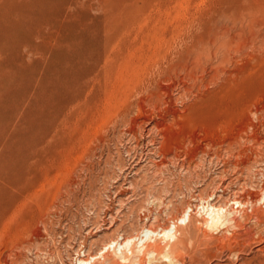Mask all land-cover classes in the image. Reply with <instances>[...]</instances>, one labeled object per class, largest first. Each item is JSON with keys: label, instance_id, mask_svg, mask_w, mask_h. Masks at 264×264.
Segmentation results:
<instances>
[{"label": "rangeland", "instance_id": "374dc122", "mask_svg": "<svg viewBox=\"0 0 264 264\" xmlns=\"http://www.w3.org/2000/svg\"><path fill=\"white\" fill-rule=\"evenodd\" d=\"M19 1L0 0V66L7 65L0 67V129L19 123L7 131L20 130L17 138L7 131L11 138L0 137V264H77L111 239L139 235L144 223L167 227L187 206L192 222L181 226L178 251L156 237L158 253L137 252L136 261L121 264H264V0H53L38 9L42 21L38 13H19ZM6 13L15 21L26 16L23 25L30 27L20 26L15 35ZM69 24L86 25V33L97 32V25L107 45L100 44L105 50L97 63L87 61L91 73L62 89L77 100L54 98V106L43 98L46 108L42 101L37 106L39 93H51L38 92L35 83L23 87L27 77L11 74L21 68L20 56L32 67L55 62L58 37L68 35ZM6 32L14 44L31 36L33 46L27 41L15 49ZM39 63L36 78L47 72ZM11 88L29 104L20 97L22 103H14ZM30 106L51 114L45 111L43 130L29 134L22 125L29 123ZM32 142L39 147H29ZM209 194L226 203L235 224H201L207 215L198 197ZM230 195L245 205L229 201ZM141 245L137 241V250Z\"/></svg>", "mask_w": 264, "mask_h": 264}, {"label": "bare ground", "instance_id": "6f19581e", "mask_svg": "<svg viewBox=\"0 0 264 264\" xmlns=\"http://www.w3.org/2000/svg\"><path fill=\"white\" fill-rule=\"evenodd\" d=\"M53 0H20L19 2H18V4H16L15 6H16V9H17V11L19 12V13H22L23 15H29V16H33V14L34 13H38V9H40V7L42 6V7H44L43 5L45 4V3H48V2H52ZM54 1H56V2H58V1H62V0H54ZM71 1H73V0H71ZM70 1V2H71ZM80 2L79 0H75V2ZM82 1V0H81ZM108 1V0H107ZM13 2V1H12ZM15 2H16V0H15ZM15 2H14V4H15ZM63 2H65V1H63ZM74 2V1H73ZM77 2V3H78ZM9 3H10V0H9ZM52 3H54V2H52ZM81 3V2H80ZM108 3V2H107ZM106 3V4H107ZM11 4V3H10ZM55 4V3H54ZM58 3H56V5H57ZM63 4V3H62ZM51 5V4H50ZM49 5V6H50ZM60 5H61V3H60ZM63 7H64V4L62 5ZM42 7H41V9H42ZM51 7V6H50ZM53 7H55V5L53 6ZM13 8V7H12ZM52 8V7H51ZM58 8V7H57ZM100 8H102V6L100 7ZM99 8V6H98V9H100ZM104 8V7H103ZM11 9V8H10ZM52 9H54V8H52ZM60 9V8H59ZM16 11L14 8L12 9V10H9V11ZM48 10V9H47ZM62 10V11H61ZM65 10V9H64ZM64 10L63 9H60L59 11H61V12H64ZM66 10H68V9H66ZM8 11V12H9ZM43 12L42 13H44V15L47 17L48 15V12H47V14H45L46 12H44V11H46V10H42ZM58 11V9H57V11L56 12H58V13H60ZM67 12L68 11H66L65 12V14L67 15V16H69L70 14L72 15V10H69V12H68V14H67ZM18 13V14H19ZM41 12L39 11V13L37 14V16H38V18H40L39 16H41V15H39ZM58 13H57V16H58ZM8 13H6V14H4L5 15V18L7 19V17H10V18H8L10 21L11 20H13L12 19V17H13V15L15 16V12L13 13V15H12V13H11V15H10V13L8 14V16L6 17V15H7ZM52 14H54V13H51V15ZM62 14V16H63V13H61ZM106 14V13H105ZM10 15V16H9ZM23 15L21 16L22 18H23ZM50 15V14H49ZM60 15V14H59ZM74 15L75 14H73L72 15V17L74 18ZM3 16V15H2ZM1 16V17H2ZM37 16H34V17H31V18H36L35 20H37L38 18H37ZM43 16V15H42ZM53 16V15H52ZM51 16V17H52ZM55 16V15H54ZM20 16H18V18H21ZM26 17V16H25ZM24 17V18H25ZM46 17H43V18H46ZM50 16H48V18H49ZM64 17H65V15H64ZM71 17V16H70ZM71 17V20H70V18L69 17H66V19H69V21H73V18ZM4 18V17H3ZM2 18V19H3ZM20 19L21 21H18L19 19H17V21H15V20H13L12 22H10V24L8 23V25H9V28L13 31V30H17V32L18 31H20L19 29H21V27L20 26H27V24H25V25H23V21L22 20H25V19ZM30 17H28V19H29ZM30 18V19H31ZM53 18V17H52ZM58 18L59 17H56V19L58 20ZM1 19V18H0ZM7 19V20H8ZM26 19H27V17H26ZM55 19V17H54V20L52 21V23L54 22V21H57ZM7 20H5L6 21V23L8 22ZM34 20V19H33ZM40 20L42 21V19L40 18ZM39 20V21H40ZM75 20V19H74ZM4 21V20H3ZM39 21H37V22H39ZM49 21V20H48ZM51 21V20H50ZM1 22H2V20H1ZM26 22H30V21H26ZM46 22H47V20H46ZM80 22L81 21H79L78 22V24H80ZM86 22V21H85ZM32 23V22H31ZM40 23V22H39ZM43 22H41V24H42ZM50 22H48L47 24H49ZM52 23H50L49 25H51V26H53L52 25ZM57 23V22H56ZM61 22H59V24H60ZM69 23V22H68ZM71 23V22H70ZM75 23V22H74ZM77 23V22H76ZM86 23H90V22H86ZM85 23V24H86ZM5 22H3V27L5 28ZM44 24V23H43ZM46 24V23H45ZM54 24V23H53ZM78 24H76V25H78ZM82 24V23H81ZM80 24V25H81ZM91 24H92V22H91ZM90 24V25H91ZM94 24H96V23H94ZM28 25H30V23L28 24ZM76 25H73V24H69L68 26H67V28L69 29L68 31H67V33H68V35L66 36V33H63V35H64V37H61V36H63V35H61L60 36V38L58 37V40H57V49H56V51L54 52L53 51V54L56 56V61L55 62H50V63H52L51 65H48V64H50V63H46L47 64V66H46V68L43 66V63L42 62H44V61H42L41 63H39L38 61H36L37 62V66H38V63L39 64H42V66L46 69V70H44L45 72H46V74H47V76H46V74H44V75H42V76H44V78H42V76H41V78L39 79L38 77L36 78L35 77V72H34V70H36L35 69V67L34 66H36V65H33V63L35 62L34 60H30V63H32V61H33V63H32V65H33V67L32 66H30V64L28 63L29 62V60H26L25 59V57H22V58H24L23 60H22V58L20 59V57H18L19 58V60L17 61V63H19V61H20V64L22 63L23 64V66H24V70L22 69V71L20 70L23 66H22V64L20 65V64H18L19 66H17V67H21V68H19V70H16L15 69V66H14V69H12L13 68V66H12V68H11V65L10 64H12L10 61H7L9 64L8 65H10L9 67L12 69V72H13V70H16V71H14L13 73H15V74H11V75H16V77H19V76H21V77H19V79H21V78H24V77H27V78H24V81H25V83H22V80H20V82L22 83V84H25L23 87H25L26 85H31L32 84V88L34 89V87H33V83H35L36 85H37V90H38V92H39V90L40 89H42V91H43V88H45L46 89V91H48V92H50L51 94H49L50 96H48V94H46L47 96H45V95H43V96H41V93H39L40 95H36L37 97L36 98H34L35 96L34 95H31L33 92H31L32 91V89H31V91H29L28 93H30L31 92V94H29V95H31L32 96V98L31 99H35V102H36V104H37V106H39L38 105V103H39V101L41 102H43L44 100H43V98L46 100V101H48V102H51L52 101V99H56V100H62V99H65V100H69L68 98H66V96L69 94H65L63 91H62V89H67V88H70L71 86L73 87V85H74V81L76 80V79H78L80 76H83L82 74L84 73L85 74V72H88V71H90V69H91V66H92V64L91 63H94L95 61H97L98 60V58H99V56H100V52H101V48H102V44H104L105 43V40L107 39L105 36V40L101 43V36H100V33L98 34L97 32H98V28L99 27H96L95 25V28H97V32L95 31V32H87L86 33V29H87V27H86V25H82L83 27H81V28H79V25H78V28L76 27ZM88 25V24H87ZM93 25V24H92ZM35 27L37 26V25H34ZM40 26V25H39ZM62 26V25H61ZM0 27H1V24H0ZM2 27V28H3ZM7 28H8V26H6ZM20 27V28H19ZM27 27H30V26H27ZM41 27V26H40ZM31 28H33V30L32 31H35L36 29L38 30V28H34V27H31ZM55 28H57V27H55ZM58 28H60L59 26H58ZM57 28V29H58ZM62 28V27H61ZM64 28V27H63ZM62 28V29H63ZM89 28H90V26H89ZM28 29H30V28H28ZM35 29V30H34ZM65 29V28H64ZM63 29V30H64ZM1 30V29H0ZM40 30V29H39ZM39 30L37 31L38 33H39ZM61 30V29H60ZM66 30V29H65ZM89 30H91V29H89ZM88 31V30H87ZM2 32H4V31H2ZM6 33H8V32H6ZM15 33V32H14ZM14 33H12V34H14ZM4 34L5 33H3V36H2V33H1V35H0V37H1V39H3L4 38ZM16 34H19V32L18 33H15V35ZM7 35H10V33H8V34H6V36ZM26 35V36H25ZM32 35V34H31ZM5 36V37H6ZM14 36V35H13ZM23 36H25V37H27L28 35L27 34H24V35H22V37L21 38H19L18 37V35H17V40H18V43L17 44H23L24 42H27V44L30 42H32V41H29L28 39L31 37V36H29V37H27V39L26 38H23ZM108 36H111V35H108ZM107 36V37H108ZM113 36V35H112ZM189 36V35H188ZM12 36L10 35V38H11ZM114 37V36H113ZM116 37V36H115ZM183 37V36H182ZM10 38H9V42H10ZM13 38V37H12ZM11 38V39H12ZM112 38V37H111ZM110 38V39H111ZM14 39L15 38H13L12 40H11V42L9 43L10 45H11V43H16V41L14 42ZM117 39V38H116ZM103 40V39H102ZM112 40V39H111ZM113 40H114V38H113ZM210 40H211V38H210ZM209 40V41H210ZM214 40V39H213ZM212 40V41H213ZM110 41V40H109ZM108 41V42H109ZM215 41H216V38H215ZM6 42V39H5V41H4V43ZM7 42H8V38H7ZM214 42V41H213ZM210 43V42H209ZM8 44V43H7ZM17 44H14V45H16L15 47V49H17V47H19V46H21L20 44H19V46L17 45ZM101 44V45H100ZM106 44V43H105ZM178 44V43H177ZM189 44V43H188ZM202 44V43H201ZM213 44V43H212ZM9 45V46H10ZM24 45H26V43L24 44ZM28 45H30V44H28ZM32 46H33V44H31ZM30 45V46H31ZM107 45V44H106ZM197 45H199V44H197ZM214 45V44H213ZM101 46V47H100ZM187 46V45H186ZM12 47V46H11ZM183 47V46H182ZM190 47V46H189ZM14 48V47H13ZM106 48V47H105ZM176 48V47H175ZM42 49H43V47H42ZM103 50H105V49H103ZM102 50V51H103ZM185 50V49H184ZM199 50V49H198ZM197 50V52L199 53L200 51H198ZM201 50V49H200ZM202 51V50H201ZM26 53L27 52H25L24 54L26 55ZM52 53V52H51ZM22 56H24V55H22ZM53 56V55H52ZM121 56V55H120ZM16 57V56H15ZM28 57V56H27ZM17 58V59H18ZM101 58V57H100ZM11 59H13V58H11ZM16 59V58H15ZM108 59V58H107ZM88 60H92V62L91 63H89V64H86V63H88L87 61ZM12 62H13V60H11ZM16 61V60H15ZM14 61V62H15ZM28 61V62H27ZM99 62V61H98ZM95 63H97V62H95ZM94 63V64H95ZM4 64H6L5 63V61H4V63H1V65H4ZM84 64V65H83ZM167 64V63H166ZM29 65V66H28ZM86 65V66H85ZM117 65V64H116ZM7 65H4V66H0V67H6ZM84 66V67H83ZM108 66V65H107ZM32 67V68H31ZM39 67H40V65H39ZM9 68V69H10ZM37 68V67H36ZM6 69V68H5ZM38 69V68H37ZM40 69H41V67H40ZM39 69V70H40ZM54 70V72H52L53 74H50V71L51 70ZM2 70L3 69H0V72H2ZM7 70V69H6ZM6 70L5 71H3V72H5L6 73ZM92 70V69H91ZM11 71V70H10ZM8 72L9 71H7V74H8ZM38 72V71H37ZM36 72V73H37ZM39 72H41V70L39 71ZM44 72V73H45ZM43 73V72H42ZM89 73V72H88ZM90 73H91V71H90ZM4 74V73H3ZM38 74V73H37ZM48 74H50V75H52L53 77L49 80L48 79ZM11 75H10V77H11ZM23 76V77H22ZM37 76V75H36ZM39 76V75H38ZM156 76V75H155ZM230 76V75H229ZM4 77V76H3ZM5 77H6V75H5ZM9 77V76H8ZM15 77V78H16ZM1 78V77H0ZM3 79V81H5L6 79H4V78H2ZM12 79V78H11ZM18 79V78H17ZM18 79V80H19ZM9 80H10V78H9ZM1 81V80H0ZM7 82H9V83H11L10 81H8V80H6ZM5 81V82H6ZM14 81V80H13ZM23 81V82H24ZM147 81V80H146ZM6 82V84H8ZM16 82V81H15ZM14 82V83H15ZM19 82V83H20ZM78 82V85H80V83H79V81H77ZM145 82V81H144ZM2 83V82H1ZM17 84V86L18 85H20V84H18V82H16ZM5 84V83H4ZM21 84V85H22ZM2 85H3V83H2ZM9 85V84H8ZM11 85V84H10ZM35 85V86H36ZM174 85V84H173ZM14 86V85H13ZM17 86H15L16 88H17V91L19 92L20 90H23V89H19ZM29 86H28V88H29ZM83 86V85H82ZM204 86V85H203ZM5 87V86H4ZM12 87V86H11ZM27 87V86H26ZM41 87V88H40ZM81 88V85L80 86H78V88ZM6 88V87H5ZM7 88H9V87H7ZM12 88H14V87H12ZM12 88H11V92L10 93H12ZM21 88V87H20ZM38 88H40V89H38ZM74 88V87H73ZM77 88V85H76V87H75V89ZM79 88V89H80ZM19 89V90H18ZM24 89H26V88H24ZM74 89V93L72 92V94H75V91L77 90V91H79V93H80V97H81V92H80V90H78V89H76L75 90ZM85 89V88H84ZM3 91H4V89H2ZM1 90V91H2ZM8 89H6V91H7ZM140 90V89H139ZM143 90V89H142ZM2 91V92H3ZM9 91V90H8ZM27 91V90H26ZM35 91H36V89H35ZM67 91H69V90H67ZM13 92H14V90H13ZM37 92V91H36ZM45 92V91H44ZM53 92L55 93V94H53ZM84 92V90H83V88H82V93ZM6 93H9V92H6ZM10 93H9V95H10ZM78 93V92H77ZM76 93V94H77ZM2 94H4V93H2ZM13 95H11V96H13V98H15L14 97V94H15V92L14 93H12ZM17 94V93H16ZM38 94V93H37ZM53 94V95H52ZM5 95V94H4ZM4 95H1V97L0 98H2V96H4ZM7 96L6 95V98L8 97V98H10V102L13 100H11V97L10 96ZM18 95V98H17V96H16V98L14 99V100H16V99H18L19 100V97L22 99V102H23V99L25 100V95L23 94V93H18L17 94ZM52 95V96H51ZM55 95V96H54ZM30 96V97H31ZM34 96V97H33ZM54 96V97H53ZM69 96V95H68ZM77 96V95H76ZM5 97V96H4ZM3 97V98H4ZM41 97V98H40ZM46 97V98H45ZM78 97V96H77ZM77 97H75L74 96V98H76V99H71L72 98V96H71V98H70V100L69 101H71V100H77ZM79 97V98H80ZM78 98V99H79ZM33 99V100H34ZM18 100H16L14 103H19V102H17ZM27 100V99H26ZM24 101L25 103L28 101ZM56 100H54V101H56ZM37 101H38V103H37ZM57 101V102H58ZM67 101H64L65 103L67 102ZM69 101L67 102V103H69ZM72 101V102H73ZM22 102H20V103H22ZM29 102V101H28ZM27 102V103H28ZM35 102H34V105H31L32 107L33 106H35L36 104H35ZM41 102V103H42ZM62 102V101H61ZM19 103V104H20ZM33 104V102H31L30 101V104ZM44 103V102H43ZM46 103V102H45ZM44 103V104H45ZM3 105V103H1L0 102V105ZM29 104V103H28ZM40 104V103H39ZM47 104V103H46ZM44 105L45 106V108H46V106L47 105ZM51 104L52 105H54L55 106V104L53 103V101L51 102ZM51 104H49L50 106H49V109L51 108ZM58 104H59V102H58ZM58 104H56V108L58 107L59 108V106H58ZM62 104V103H61ZM70 104V103H69ZM68 104V105H69ZM42 105L43 104H41L40 106L42 107ZM60 105V104H59ZM31 106H30V108H31ZM43 106V107H44ZM53 106V107H54ZM63 106H65V105H63ZM66 106H67V104H66ZM13 107V106H12ZM0 108H2V107H0ZM14 108V107H13ZM17 108H18V105H17ZM30 108H29V111H30ZM60 108H62V107H60ZM28 108H26L25 110H27ZM33 108H31V112H29L28 113V116H26V117H29L27 120L29 121V123H27V127H26V124H25V126H23L22 124V130L24 129V127H25V129H27L28 130V133L30 134V133H32V131L34 130V132H35V130L37 129L36 127H38V129L40 128L41 130H43V128H41V127H44L45 125H47V124H45V125H41V127L40 126H38V125H40V124H42L41 122H44V120H45V122L47 121V119L49 118V114H51V112L49 111V112H47L46 110V112L47 113H49V114H47L45 111H38L37 113L36 112H32V111H36V108L35 109H33ZM13 110V109H12ZM12 110H10V112L12 111ZM14 110H16V109H14ZM21 110H24L23 108L21 109ZM58 110H60V109H58ZM156 110V109H155ZM28 112V111H27ZM59 112H61V110L59 111ZM59 112H57V113H59ZM66 112V111H65ZM14 112H12L11 114H13ZM23 113V116L25 117V115H24V112L22 111L21 112V114ZM53 113H55V111L53 112ZM52 113V114H53ZM56 113V114H57ZM60 115H61V113H59ZM59 114L58 115H55V116H59ZM66 114V113H65ZM27 115V114H26ZM54 116V117H55ZM62 116H63V112H62ZM165 116V115H164ZM173 116V115H172ZM54 117H52V115H51V118H53L54 119ZM50 118V119H51ZM56 118V117H55ZM49 119V120H50ZM53 119L51 120V121H53ZM25 123V122H24ZM170 123V122H169ZM19 124V123H18ZM17 124V125H18ZM16 125V123L13 125V126H15ZM16 125V126H17ZM21 125H19V126H21ZM12 126V127H13ZM159 126V125H158ZM12 127H10V128H12ZM10 128H8V129H6V130H3V131H5L3 134H1V136L0 137H2L3 136V138H4V135H5V137L7 136H9L8 134H7V132L9 133V131H7V130H9ZM20 128V129H21ZM13 130L14 129H16V128H12ZM17 129H19V128H17ZM37 129V130H38ZM2 130L0 129V131L2 132ZM21 130V132H23ZM27 130H24V132L23 133H27ZM36 130V131H37ZM152 130V129H151ZM7 131V132H6ZM10 131H11V129H10ZM0 132V133H1ZM16 131H14L13 133L11 132V133H9V134H13V137L15 138H17V136L19 137V135H17V134H14ZM20 132V130H18V132H16V133H19ZM27 133V135L26 134H24V136L26 135V136H28L29 134ZM36 133V132H35ZM14 135H16V136H14ZM20 135H22V133L20 134ZM7 137H6V139H7ZM10 137V136H9ZM8 137V138H9ZM2 138V140L4 141V139ZM11 138V137H10ZM184 138V137H183ZM35 138H33V142L36 140V142H39L38 140H42V139H35ZM11 140V139H10ZM15 140V139H14ZM27 140V139H26ZM6 141H9V139L8 140H6ZM17 141V140H16ZM43 141V140H42ZM5 142V141H4ZM15 142V141H14ZM30 142H31V139H30ZM30 143V145H29V147L30 146H32L34 143ZM40 143V142H39ZM39 143H36V145L34 144L33 146H34V149H37L38 147H39ZM42 143V142H41ZM28 144V143H27ZM38 146V147H37ZM26 147V146H25ZM28 147V145H27V148H29ZM36 147V148H35ZM207 147V146H206ZM26 148V149H27ZM30 149V148H29ZM32 149V148H31ZM34 149H32V150H34ZM28 150V149H27ZM35 153V152H34ZM179 155V154H178ZM23 160H24V158H23ZM26 160V159H25ZM21 161V160H20ZM19 161V162H20ZM21 163V162H20ZM20 165H22V164H20ZM19 164H18V166H20ZM23 165H24V163H23ZM25 166H26V164L24 165V168H25ZM28 166V165H27ZM29 167V166H28ZM163 192H164V190H163ZM2 195H3V193H2ZM1 195V196H2ZM262 197V196H261ZM158 198H160V197H155V196H153V199H156V200H159ZM199 198V200H200V202L202 203V205H201V209H203L204 211H205V213H206V215H207V219L206 220H204L201 224H204L205 226H208V227H215V226H218V225H225V224H231V223H234L235 224V222L237 221L236 220V218H230V213H228L227 212V209H226V203H219V200H217L216 199V195L214 196H212V194H209L207 197H201V196H199L198 197ZM252 198V197H251ZM257 198V197H256ZM229 201H232L233 203H236V204H238V206H244L245 204L242 202V200L241 199H235V197H233L232 195H230V197H229V199H228ZM252 200V199H251ZM250 200V201H251ZM258 200V199H257ZM261 200V199H260ZM258 202V201H257ZM264 204V203H263ZM234 206V205H233ZM254 208H256V207H254ZM192 211H193V209L191 208V206H187L183 211H182V213H181V215L176 219V220H171L170 221V223L168 224V226L167 227H159L158 229L156 228H152V226H151V224H153L152 222H151V224H148V222L147 223H144V226L142 227V229H141V231H140V234L139 235H130V236H127V237H121L120 239L118 238H115V239H111V240H109L106 244H104L102 247H101V249L98 251V253H96V255H89L88 256V258H78L77 259V264H96L95 263V260L97 259V258H99V257H102V264H121V263H125V262H128V261H136L137 260V252L138 253H141V254H144V255H148V256H154V254H156V253H158L162 248H161V246L159 245V244H156V243H154V240H155V238L157 237H161V238H164V239H166L165 241H167V240H169L170 241V243H167V245H166V249L168 250L170 247H171V249L174 251V252H176V251H178L179 250V247L181 246V244H182V242H183V239H184V237H183V233H182V231H181V226L182 225H188L190 222H192ZM251 212V211H250ZM252 213V212H251ZM258 213V210L257 209H255V215ZM251 215V214H250ZM148 217V216H147ZM150 219V218H149ZM155 220V219H154ZM198 223H200V222H198ZM233 224V225H234ZM239 226V225H238ZM235 227V226H234ZM207 230V229H206ZM258 231V230H257ZM241 233V232H240ZM185 234V233H184ZM146 235H148L146 238H144ZM186 235V234H185ZM149 238H151L152 239V242L153 243H150V242H148L147 240L149 239ZM137 241H142V245H141V247H140V249H138L137 250ZM248 242V241H247ZM241 246V245H240ZM263 249V248H262ZM111 251V252H109V253H107V254H105L104 255V253H106L107 251ZM83 256H85V254L83 253ZM171 262H174V261H172L171 260ZM134 264V263H133ZM179 264V263H178Z\"/></svg>", "mask_w": 264, "mask_h": 264}]
</instances>
